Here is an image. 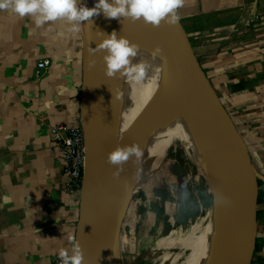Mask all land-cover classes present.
I'll return each instance as SVG.
<instances>
[{
	"label": "crops",
	"instance_id": "0c3cea01",
	"mask_svg": "<svg viewBox=\"0 0 264 264\" xmlns=\"http://www.w3.org/2000/svg\"><path fill=\"white\" fill-rule=\"evenodd\" d=\"M177 14L264 178V0H183ZM84 58L82 24L79 31L66 19L37 26L33 16L0 9V264H54L61 249L73 247L69 237L78 240L82 189L72 196L63 191L64 162L50 130L83 118ZM43 60L50 65L40 69ZM257 197L250 264H264L260 177ZM131 213L135 220L137 212ZM122 218V252L162 245L156 212L146 214L150 226L128 246Z\"/></svg>",
	"mask_w": 264,
	"mask_h": 264
},
{
	"label": "water",
	"instance_id": "95a60500",
	"mask_svg": "<svg viewBox=\"0 0 264 264\" xmlns=\"http://www.w3.org/2000/svg\"><path fill=\"white\" fill-rule=\"evenodd\" d=\"M81 3L93 7L96 0ZM91 19L88 25L82 24L85 58L81 99L86 162L77 242L83 254L82 264H114L122 217L113 175L115 166L107 159L115 148L111 77L105 74L103 50L94 51L102 33L110 34L111 20L102 13ZM146 27L153 48L161 49L158 57L165 72L182 88L187 105L194 110L193 120L205 127L214 154L217 193L228 220L227 248L219 264H250L257 237V179L264 178L254 170L249 147L201 66L180 20L175 25L161 22L158 27Z\"/></svg>",
	"mask_w": 264,
	"mask_h": 264
},
{
	"label": "bare ground",
	"instance_id": "6f19581e",
	"mask_svg": "<svg viewBox=\"0 0 264 264\" xmlns=\"http://www.w3.org/2000/svg\"><path fill=\"white\" fill-rule=\"evenodd\" d=\"M110 20V34L115 31L139 45L140 52L134 62L147 61L150 65L140 83L118 75L111 77L115 148L136 142L143 149L141 160L130 159L116 176L120 217L129 210L132 189L140 191L145 186L148 178L162 166L168 148L177 140L189 145L206 166L207 177L213 182L218 196L217 169L205 127L193 120L194 110L187 105L182 88L165 72L158 55L152 56L154 48L145 22L122 18ZM112 92L121 93V99L117 100ZM213 206L216 213L208 217L192 241L181 245L190 249L182 264H219L223 261L228 241V220L222 202H214ZM114 264H124L119 241Z\"/></svg>",
	"mask_w": 264,
	"mask_h": 264
},
{
	"label": "rangeland",
	"instance_id": "374dc122",
	"mask_svg": "<svg viewBox=\"0 0 264 264\" xmlns=\"http://www.w3.org/2000/svg\"><path fill=\"white\" fill-rule=\"evenodd\" d=\"M207 175L209 177L206 166L189 145L177 140L168 148L162 166L148 178L145 186L140 191L132 189L130 192L129 210L137 212L138 217L132 219L129 210L128 215H122L125 223L122 236L128 246L140 236L142 228L150 226L145 220L146 214L156 212L164 230L162 245L158 248L146 245L141 254L123 251L124 264L183 263L190 249L181 245L192 241L208 217L216 213L215 186ZM171 230H175L172 237L169 236Z\"/></svg>",
	"mask_w": 264,
	"mask_h": 264
},
{
	"label": "clouds",
	"instance_id": "9594fccd",
	"mask_svg": "<svg viewBox=\"0 0 264 264\" xmlns=\"http://www.w3.org/2000/svg\"><path fill=\"white\" fill-rule=\"evenodd\" d=\"M182 6L183 0H96L93 7L83 5L81 0H0V9H11L20 17L33 16L37 26L66 19L71 22L73 31H79L81 24L88 25L92 17L101 13L109 19L143 20L154 27L160 26L161 22L175 25L180 20L177 9ZM101 37L94 51L104 52L105 74L108 77L118 75L136 83L143 81L150 65L147 61L134 62L140 52L139 45L115 31L108 35L102 33ZM160 52L161 49L156 47L152 56ZM113 95L117 100L121 99V93ZM142 157V147L133 142L117 146L108 153L107 159L116 166L113 175L119 176L125 163L132 158L139 161ZM214 199L217 203L223 202L215 194ZM69 240L73 244L71 251L61 249L58 253L61 264H82L83 254L79 243L72 237Z\"/></svg>",
	"mask_w": 264,
	"mask_h": 264
},
{
	"label": "built area",
	"instance_id": "2783aa9c",
	"mask_svg": "<svg viewBox=\"0 0 264 264\" xmlns=\"http://www.w3.org/2000/svg\"><path fill=\"white\" fill-rule=\"evenodd\" d=\"M50 65V60H43L38 67ZM52 142L64 162L63 191L68 195L78 194L83 185L85 170V131L82 117L53 126L50 130ZM71 250H69L70 252ZM54 264H61L57 255Z\"/></svg>",
	"mask_w": 264,
	"mask_h": 264
}]
</instances>
